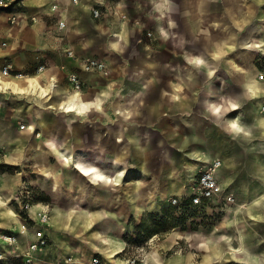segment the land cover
Instances as JSON below:
<instances>
[{"label": "rangeland", "instance_id": "1", "mask_svg": "<svg viewBox=\"0 0 264 264\" xmlns=\"http://www.w3.org/2000/svg\"><path fill=\"white\" fill-rule=\"evenodd\" d=\"M78 1V4L72 2L74 7H81V2ZM188 1L182 0L187 5ZM252 1L257 3V0L248 2L246 0H240V2L221 0L220 2L219 0L222 9L226 12L224 15L230 16L233 13L235 19L243 23V28L240 25L239 27L242 29L238 32H236L235 25L232 26L229 23L177 24L175 31L188 30L184 36L187 38L183 39L180 36L170 39L171 36L169 38L167 34L168 31H171V25H168L165 19L167 13L165 0H103L104 18L100 21H92L90 12L76 11L77 8H72L70 5L59 4L60 12L64 14L63 17L67 22L65 33L50 32L51 34L42 35L38 33V27L32 30L24 27L18 29L19 31H16L15 35H7L6 42L10 43L8 45L9 52L0 54V77L15 84L19 91L0 90V177L2 180V176L6 175L10 183H15L14 193L26 187L30 205L37 209L45 207L48 210L51 214V226L56 225L57 227L58 244L50 251L48 248L52 245L51 240H47L45 247H41L38 243V249L31 254L33 261L28 262L25 252L34 238H25L22 235L18 244L10 245L4 242L5 236L11 234L19 236L18 231L23 229L21 224L24 222V212L15 204L0 205V264H92L96 258L100 259L102 264V256L95 255L91 247L93 244H98L94 235L104 226L107 219L105 216L88 217L82 213L83 208L84 211H87V208L96 211L101 207H107L116 212L120 211L119 215L114 219L110 217V219L117 228L122 224L126 226V231L122 232L121 237L126 243V248L121 254L122 258L137 259L136 264H150V262L158 264L166 262L176 255H183L185 249L181 248L182 243H180L182 242L181 237L184 236L183 232L204 234L203 237L196 239L210 242L204 246V254L216 257L213 247H215L214 244L220 243L219 240L222 238L213 235V229L225 221L226 211L235 208L241 201L237 197L239 190L235 187L236 183L229 187L234 201L228 203L223 199H218L212 203L208 212L184 213L172 207L170 199H150L148 202L153 201L152 203L157 205L146 211L137 221L136 216L132 215L131 208L138 206L137 203L143 204L145 201L137 200L135 203L133 199L127 197H130L132 191L137 187L149 188L150 174L144 173V169L139 165L128 168L125 172L124 169L120 171L117 166L107 169L110 170V176L113 179L112 182L110 181L108 190L103 185L89 182L90 179L97 183L99 179L95 178L93 174L88 175L82 168L90 169V164L102 165L103 163L101 161V155H103L101 145L104 140L102 127L110 121L106 118L104 122L103 114H108L110 110L111 113H114L116 106V104L108 102L113 100V97H117L118 93L131 82L142 76L146 75L150 79L153 77L154 80L170 78L171 73L167 64H182L183 61L178 57L177 52L184 47L197 53L203 49L216 50L221 47L225 39L231 38L235 44L239 39L238 45L241 48L232 54L228 53L230 56L238 53L239 64L245 65V68L256 70L253 77L259 82L260 69L256 65V61L259 53L264 54V52H260L264 51L262 42V40L264 41V0H260L261 4L258 6L248 8V3ZM260 1L258 0L259 3ZM49 2L51 0H46L45 4H49ZM230 8H232L231 13L229 12ZM50 15L53 17L48 18L49 25L58 17ZM251 16H254V19L256 17L255 22L245 23ZM68 18H71L72 21L69 25ZM117 18L126 23L127 33L126 37L121 39L119 51H114L109 45V39L112 36L113 22ZM70 28L81 31L82 35L72 38L71 33H68ZM84 39H86L85 42L90 41L89 45L91 46L86 48L83 45ZM234 48V43L229 44L227 50L230 51ZM65 49H70L76 56L82 58H95L107 62L111 67V73L101 76L81 71L75 60L64 52ZM249 50H253V52ZM6 65H12L10 76L22 74L29 77L17 80L12 77H4L2 73H4ZM40 70H43V79L37 75ZM70 72H76L81 77L84 83L81 90L72 87L68 80ZM49 78L55 79L58 88L64 92L63 94H53L54 89L46 81ZM36 79L40 82V90H38V85L33 86ZM45 82L47 84L42 85ZM151 83L152 81L148 83L147 89L142 90L141 97L152 94ZM72 94H79L87 101L102 100L103 110L99 112L93 109L90 119L73 116V114L80 115L82 113L78 110L80 108H77L76 111H69L72 105L60 104L62 100L68 99ZM258 101H262V104L259 105ZM263 102L264 95L254 97L253 103L255 104L251 106L252 113L250 117L247 116L248 114H241L242 122L253 121L258 113H264ZM234 113L223 120L224 128L229 122L236 121ZM242 127L244 126L237 125V128ZM100 133L101 135H99ZM50 137L57 140L58 144L63 147L68 156V162L61 161L48 145ZM148 137L156 139L155 133H148ZM110 139L113 143V135L110 136ZM253 144L256 158L263 159L264 138L254 139ZM163 150L164 148H155L150 158L149 164L151 163V168L157 172L161 163H164ZM131 158L133 157L130 156L129 159ZM136 158L142 160L143 157L139 155ZM260 168L264 169L263 166L256 169L260 171ZM96 169L100 172L104 170L102 167H96ZM91 172H95V169ZM245 175L246 172H243L238 181L244 180ZM189 179L183 186V190L186 191L184 195L176 196V198L181 199L189 195L192 187V182H189ZM263 180L264 175L262 180L258 177L255 178L252 181L254 188L260 186L264 188ZM119 185L122 188H119ZM120 189L122 193H120ZM225 193H228V190ZM253 204L256 203L251 201L247 205L241 203L242 213L234 212L235 215L226 222V225L230 227H222L219 229V233L235 236L232 225L236 227L237 233V223L248 222L255 229V231L253 230L255 237L264 240V217L257 219L253 217L255 221L247 215V210L251 211ZM254 209L257 215H264L263 199L255 205ZM78 211H80V217L74 214ZM175 230H178L182 235L173 237ZM49 231L51 232V229ZM216 237L218 239L215 241ZM175 239H179L176 247L168 249V244ZM224 243L226 247H219L221 249L217 251L224 249L226 257L210 264H239L230 262L231 259L228 258L231 253L230 244L233 246L232 241H224ZM262 245L264 246V241ZM53 252L54 255H52ZM230 257L233 255L230 254ZM199 261L200 258L195 256L192 264H197L196 262ZM124 262H127V259H124Z\"/></svg>", "mask_w": 264, "mask_h": 264}, {"label": "crops", "instance_id": "2", "mask_svg": "<svg viewBox=\"0 0 264 264\" xmlns=\"http://www.w3.org/2000/svg\"><path fill=\"white\" fill-rule=\"evenodd\" d=\"M45 1L46 0H22L21 5L16 6L13 10V13L19 18L18 24L15 26L8 23L7 18L10 15L9 13L0 12V41H6L8 34L15 35L16 31H19L18 29L24 27H28L30 30L38 27L37 31L42 35L65 33L67 29L62 33L57 31V18L49 25L48 18H52L53 16L44 13L40 14V12L43 8L54 4L70 5L72 8H77L74 7L72 3L73 0H51L49 4H45ZM165 1L167 9L165 19L167 24L171 25V31H168L167 34L169 38L171 36L170 39H175V37L180 36H182L183 39L187 38L184 36L188 30H182V32L175 31V26L177 24L229 23L232 26L235 25L234 27L237 28L236 32L241 30L244 26L240 20L237 21L235 19L236 17L233 13L231 14L232 16H226L227 14L224 15L225 11L220 4L221 0L220 2L219 0H189L188 5L184 4L182 0ZM237 1L240 2V0ZM248 1L249 0H246V2ZM80 2L81 7H78L76 11L84 12L85 10V12H90L89 15H91V6L94 5V0H80ZM259 4H261V1L259 3L258 0L256 4L255 1L249 2L248 8L251 6H258ZM231 9L232 8L229 10L230 13L232 12ZM37 14H40L38 21L37 23H33L30 18ZM255 19L254 16H251L245 23H254ZM92 21L94 20L92 19ZM71 22V18H68V25ZM240 25H242V28L239 27ZM70 29L68 33H71L72 38L82 35L81 31ZM121 31L124 32L122 33ZM126 33V23L118 18L115 19L112 26V36L109 39V45L112 50L119 51L121 39L126 37ZM83 41L85 43H83V45L86 48L91 46L89 45L91 44L90 41L85 42L86 39ZM262 42L264 44L263 40ZM233 43L235 48L228 51V45ZM238 44L239 39L235 44L230 38L225 39L221 47L216 48V50L210 48L199 50L197 53H194L185 47L182 48L177 54L183 63L167 64L168 70L171 73L170 78L167 80H154L153 77L150 79L145 75L146 77L142 76L136 79L125 89L121 90L117 97H113V100L108 102L109 104H116L114 113H111L110 110L108 114H103L104 122L106 118L110 120L102 127L104 133V140L101 145L103 163L102 165L93 163L89 166L90 168L102 167L104 169L101 172L103 173V177L99 179L97 183H94L90 179L89 182L103 185L109 190L111 176L110 170L107 169L117 166L120 171L124 169L125 172L126 169L138 167L139 165L144 169V173L150 174L148 180L150 187H137L136 190L132 191L130 197H127L124 192L125 196L128 199H133L135 203L137 200L145 202H148L150 199L169 200L173 197L184 195L186 192L183 190L184 184L189 178L192 179L195 174L206 167H202L203 164L219 159L223 162L219 181L226 191L228 190L227 194L232 193L229 187L235 185V183V187L239 190L237 191V197L241 201L238 202L235 208L228 209L226 211L227 216L226 219H224L225 221L213 229V235H217L223 240H219L220 243L218 244L212 243L215 246L213 247L215 258L212 255L204 254V246L210 242L204 241V239H196L203 237L204 234L201 232H183L182 234L184 236L181 237L182 242L180 243H182L181 248L183 250L185 249V254L176 255L170 260L159 262L158 264H192L193 260H195V256L200 258V261L196 262L197 264L217 262L220 258L226 257L223 251L224 249L219 252L217 251L218 249L226 247L224 241H232L233 246L229 243L231 255L234 254L233 250L239 249L241 242L247 246V251L238 253L237 258L234 255L230 257L229 254L228 258L231 259L230 262L239 264H264V246L262 245L264 240L255 237V234H253V230L255 231V229L251 224L248 222L237 223V233L236 227L232 225L235 236L219 233V229H222V227H230L226 225V222L231 219L234 212L241 214L242 211L239 208L241 203L248 204L251 198L256 199V204H253L251 211L250 209L247 210V215L251 216L252 219L253 217L255 219L264 217V215H257L254 209L255 205H257L261 199H263L264 202V188L262 186L254 188L252 184L255 178L258 177V179L262 180L264 175V169L260 168V171L256 169L259 168V166L264 167V158H256L253 144L254 139L264 138V128L257 122L259 117H264V114L262 112L258 113V116L253 121L248 123L244 122L245 125L240 116L241 114H248L247 116L250 117L252 113L251 106L255 104L253 103L254 97H258L260 94L263 96L264 92L260 91L255 94L250 84H248L250 77L247 76H251L252 71L256 73V70L249 69V67L245 68V65H240L238 53H234V56H230L229 53L232 54L236 52L237 49L241 48ZM249 51L253 52V50ZM7 52H9V46L5 49L0 48V54H6ZM173 57L175 58L174 51ZM43 75L44 73L38 77L41 76L40 79H43ZM179 76L182 78H178ZM46 81L49 82V79ZM150 81H152V94L150 96L141 97L143 94L142 90L147 89ZM258 83H260V86H262L261 88L264 89V82L259 81ZM45 84L47 83L45 82L42 85ZM37 85H40V82L36 79L33 86L36 87ZM226 89H229V91ZM63 93L64 92H62L58 86L53 91V94L57 95ZM61 103L80 108L79 110L82 112L80 115L73 114V116L78 118L90 119L93 109L99 112L103 110L102 100L96 99L95 101H87L79 94L69 95V98L62 100L60 104ZM258 104L261 105L262 101H258ZM232 113H234L236 117V121L231 122L235 123V127H231L229 122L224 128L222 125L223 120L227 119V116ZM107 115L108 117H106ZM238 124L244 127L237 128ZM104 129L107 130L105 131ZM145 130L147 131L145 132ZM148 133H155L156 139L153 140L148 137ZM45 134L47 135V133ZM99 135H101V133ZM111 135H113V143L110 141ZM153 141L155 142L153 143ZM76 145L78 146V142ZM155 148H164L162 152L164 163H161L158 172L151 168V163L149 164L152 152ZM207 151L209 152L211 160L204 162L200 161V164L199 161H197L196 155L200 154L203 158V153ZM139 155L143 157L142 160L136 158L139 157ZM130 156L133 158L129 159ZM196 168L197 171H195ZM243 172H246V178L242 181H238L239 176L242 175ZM191 179H189V182H191ZM0 186L3 192L6 193V197L9 196L10 192H14L13 186H8L6 188L2 185L1 177ZM119 188H122L121 185H119ZM120 193H122L121 189ZM227 194H224V196ZM145 202L143 204L137 203L138 206H134V208L130 206L132 215L134 217L136 216L137 221L141 219L146 211L151 210L152 207L157 205L152 202ZM34 210L36 211L37 207ZM82 210V213H85L88 217L105 216L107 219L104 226L94 235L98 244H93L91 247L92 252L97 256H102V264H127V262H124L126 258H122L123 256H121L126 248V243L123 238H121L122 232L126 231V226L120 224L121 226L117 228L113 224L112 219H110V217L114 219L119 215L120 211L116 212L107 207H101L96 211H91L88 208V211H84V208ZM229 211L232 215H230ZM74 214L79 217L81 216L80 211ZM49 229H51V232ZM56 232V225L51 226L50 224V227L46 230V236L52 242V245L48 248L50 251L58 244ZM182 234L178 230H175L173 237H178ZM217 239L216 237L214 240L216 241ZM178 240L175 239L170 242L167 248H175ZM105 248L116 250L113 259L108 258ZM54 254L53 252L52 255ZM150 264L156 263L150 262Z\"/></svg>", "mask_w": 264, "mask_h": 264}, {"label": "built area", "instance_id": "3", "mask_svg": "<svg viewBox=\"0 0 264 264\" xmlns=\"http://www.w3.org/2000/svg\"><path fill=\"white\" fill-rule=\"evenodd\" d=\"M102 1L103 0H94V5L91 6V16L94 21H100L104 18ZM78 2V0H73L74 4H78ZM21 3L22 0H0V12H6L10 14L7 19L8 23L12 26L17 25L19 20L18 16L13 13V10L16 6H20ZM41 13L58 16V20L56 21V29L59 33H62L67 29L66 19L63 17L64 14L60 12L58 4L43 8L40 14ZM40 14L31 16L30 20L33 23H37ZM8 45V42L0 41L1 48L5 49L8 47ZM64 52L70 58L75 60L79 66V69H81L83 72L101 76H107L111 73V67L103 60L95 58H82L80 56H76L70 49H65ZM259 69V81H264V62L261 64ZM11 70L12 65H6L4 68V73L10 75L12 72ZM68 80L72 87L76 90H81L84 85L81 77L76 72H70ZM222 167L223 162L219 159H216L209 166L201 169L192 178V187L189 195L181 199L176 197L171 198L169 201L170 205L177 208L181 212L185 213L186 211V213L191 212L196 214L208 212L212 207V203L216 202L218 199H223L228 203L233 202V194L225 193L226 189L219 181V175ZM224 193L227 195L224 196ZM28 198V190L26 187L18 190L16 193H14V195H11L10 198L6 197V193H3L0 187V204L2 202H6L7 199H10L9 204L17 205L25 215L23 218L24 222L21 224L23 229L22 231H18L19 236H16V234L5 236V241L6 243L13 245L18 244V240L22 235H24L26 238H34V241L31 242L27 251L25 252V256L28 257V262H31L33 261L31 254L33 251L38 249V243L41 245V247H45L47 245L48 237L46 236V230L50 227L51 214L45 209V207L35 211V206L30 205ZM19 215H17V217H20ZM126 259L127 264H136L137 262V259ZM92 264H101V261L100 259L96 258Z\"/></svg>", "mask_w": 264, "mask_h": 264}, {"label": "bare ground", "instance_id": "4", "mask_svg": "<svg viewBox=\"0 0 264 264\" xmlns=\"http://www.w3.org/2000/svg\"><path fill=\"white\" fill-rule=\"evenodd\" d=\"M118 30V29H117ZM116 39V38H115ZM261 50V49H260ZM202 63V62H201ZM208 71V70H207ZM43 73V70H40L39 72H37V75H41ZM208 73V72H207ZM256 73L255 72H253L252 71V75L251 76H247V77H250L249 78V82H248V84H250V86L252 87V89H253V91L255 92V94L257 93V92H260V91H263L264 92V89L263 88H261L262 86H260V83H258L257 82V80H255L254 79V75H255ZM2 75L4 76V77H12V78H15V79H21V78H24V77H29V76H25V75H22V74H20V75H17V76H10V75H7V74H5V73H2ZM211 75V74H210ZM213 78V77H212ZM247 79V78H246ZM248 81V80H247ZM49 84H50V86H51V88H53V89H55V88H57V84H56V82H55V79L54 78H49ZM19 86V85H18ZM38 90H40L41 89V87H40V85H38ZM3 89H13L14 90V92H17V91H19V89L17 88V86L15 85V84H13L12 82H9V81H7V80H5V79H3L2 77H0V90H3ZM45 90V89H44ZM253 92V93H254ZM43 94V93H42ZM252 94V93H251ZM261 95V94H260ZM70 105V104H69ZM71 106V105H70ZM77 106H73L72 105V107H70L69 108V111H76L77 110ZM223 108V107H222ZM225 109V108H224ZM79 110V109H78ZM74 113V112H73ZM264 114V113H263ZM241 116V115H240ZM233 119V118H232ZM258 124L262 127V128H264V117H259V119H258ZM230 124V126L231 127H235L234 125H235V123H229ZM50 139V141H49V144L48 145H50V147L52 148V150L55 152V154L60 158V160L61 161H65V162H68V156H67V154L65 153V150L52 138V137H50L49 138ZM75 150V149H74ZM78 152V151H77ZM74 153V152H73ZM7 154V153H6ZM204 154V157L202 158L201 157V155L200 154H197L196 155V158H197V161H199V163H200V161H209V160H211V157L209 156V152L207 151V152H205V153H203ZM14 156V155H13ZM88 159V158H87ZM100 159V158H99ZM19 160V159H18ZM72 161V160H71ZM102 161V160H101ZM214 162V160L212 161V162H210V163H206V164H203L202 165V167L203 166H209L211 163H213ZM113 163V162H112ZM201 164V163H200ZM73 165V164H72ZM77 165V164H76ZM73 167V166H72ZM82 168V167H81ZM200 168H201V166H200ZM93 169H95V172H91ZM82 170L85 172V173H87L88 175H94V177L95 178H97V179H102V177H103V173H101L100 171H97V169L96 168H90V169H86V168H82ZM195 171H197V168H196V170ZM81 173V172H80ZM108 176V175H107ZM120 177V176H119ZM107 178V177H106ZM2 181H3V185H4V187H8V186H14L15 185V183L13 184V183H10L9 182V180L7 179V177H6V175L5 176H2ZM110 181L112 182L113 181V179H112V177L110 178ZM1 187V186H0ZM1 191L3 192V190H2V188H1ZM3 193H5V192H3ZM9 195L10 196H8L7 198H10L11 197V195H14V192H10L9 193ZM257 195V194H256ZM254 197V196H253ZM9 200L10 199H7V201L6 202H2L0 205H3V206H7V205H9ZM260 200V199H259ZM134 201V200H133ZM244 201V200H243ZM256 202V199H254V198H251L250 200H249V202ZM131 202V201H130ZM153 202V201H152ZM248 203V202H247ZM249 204V203H248ZM247 205V204H246ZM240 208V207H239ZM9 210V209H8ZM88 211V210H87ZM137 211H139V210H137ZM140 212V211H139ZM142 212H144V211H142ZM230 212V211H229ZM9 214H11V213H9ZM13 215V214H12ZM141 215V214H140ZM230 215H232V213L230 212ZM235 214H233V216H234ZM8 217V216H7ZM9 218V217H8ZM234 219V218H233ZM14 222V221H13ZM225 237V236H224ZM227 239V238H226ZM4 242H6L5 241V239H4ZM110 242H111V240H110ZM119 243V242H118ZM114 244V243H113ZM110 245V244H109ZM244 245H245V247H244ZM113 247V246H112ZM247 246H246V244H243V242H241V246L239 247V249H237V250H233V252H234V256L237 258V254L238 253H242V252H246L247 250V248H246ZM115 249V248H114ZM249 249V248H248ZM115 252H116V250H111V249H109V248H106V253H107V255H108V258H110V259H113L114 257H115ZM120 252V251H119ZM115 260H116V258H115ZM114 261V260H113ZM115 264V263H114Z\"/></svg>", "mask_w": 264, "mask_h": 264}, {"label": "trees", "instance_id": "5", "mask_svg": "<svg viewBox=\"0 0 264 264\" xmlns=\"http://www.w3.org/2000/svg\"><path fill=\"white\" fill-rule=\"evenodd\" d=\"M256 61V65L258 66V68H260L261 64L264 62V54L263 53H259ZM175 208V207H174ZM186 213V211H185Z\"/></svg>", "mask_w": 264, "mask_h": 264}]
</instances>
